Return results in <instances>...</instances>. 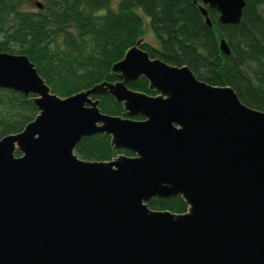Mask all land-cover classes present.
I'll return each mask as SVG.
<instances>
[{"label":"water","instance_id":"water-1","mask_svg":"<svg viewBox=\"0 0 264 264\" xmlns=\"http://www.w3.org/2000/svg\"><path fill=\"white\" fill-rule=\"evenodd\" d=\"M192 2L208 26L207 8L233 24L245 5ZM141 42L111 64L115 80L66 96L25 54L0 51V87L37 109L0 137V264H264V110ZM218 48L229 53L223 38ZM138 76L154 94L127 85ZM103 93L124 116L100 110ZM94 133L132 154L80 158L75 144ZM176 195L183 212L146 203Z\"/></svg>","mask_w":264,"mask_h":264},{"label":"trees","instance_id":"trees-1","mask_svg":"<svg viewBox=\"0 0 264 264\" xmlns=\"http://www.w3.org/2000/svg\"><path fill=\"white\" fill-rule=\"evenodd\" d=\"M26 1L0 0V51L25 54L59 96L115 80L111 64L144 34L146 17L152 41L142 40L140 46L150 56L185 64L210 84H228L243 103L264 110V0H245L241 18L233 24L219 22L217 11L207 8L210 26L192 0H37L41 7H26ZM220 38L228 54L219 50ZM127 85L154 94L142 76ZM93 97L102 112L125 115L111 95ZM36 112L31 94L0 87V137L19 131ZM74 152L96 160L132 154L113 148L104 133L81 137ZM146 203L173 212L186 209L179 195Z\"/></svg>","mask_w":264,"mask_h":264},{"label":"rangeland","instance_id":"rangeland-1","mask_svg":"<svg viewBox=\"0 0 264 264\" xmlns=\"http://www.w3.org/2000/svg\"><path fill=\"white\" fill-rule=\"evenodd\" d=\"M24 5L26 7H30L31 5L35 6V3H34V0H28L25 2ZM143 18H144V34L141 36V38L144 41H152V36L147 26V18L146 17H143Z\"/></svg>","mask_w":264,"mask_h":264}]
</instances>
